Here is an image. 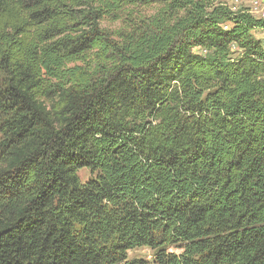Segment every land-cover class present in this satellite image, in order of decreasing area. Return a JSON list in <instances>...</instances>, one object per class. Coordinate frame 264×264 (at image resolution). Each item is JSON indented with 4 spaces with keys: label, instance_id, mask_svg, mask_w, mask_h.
Masks as SVG:
<instances>
[{
    "label": "trees",
    "instance_id": "trees-1",
    "mask_svg": "<svg viewBox=\"0 0 264 264\" xmlns=\"http://www.w3.org/2000/svg\"><path fill=\"white\" fill-rule=\"evenodd\" d=\"M263 27L216 0H0V264H264Z\"/></svg>",
    "mask_w": 264,
    "mask_h": 264
},
{
    "label": "rangeland",
    "instance_id": "rangeland-1",
    "mask_svg": "<svg viewBox=\"0 0 264 264\" xmlns=\"http://www.w3.org/2000/svg\"><path fill=\"white\" fill-rule=\"evenodd\" d=\"M216 3L223 4L228 6L231 9H236L232 3V0H216ZM145 14L152 15L156 12L154 7L149 9L142 10ZM106 26L112 27L114 29L119 28L120 24L109 25ZM262 35L256 33V38L260 39ZM80 179L82 182H87L91 177H93L92 173L89 170H82L79 173ZM170 253H180L179 250L172 248L169 250ZM129 260H142L145 264H155L154 262V252L147 248H140L134 250L129 253Z\"/></svg>",
    "mask_w": 264,
    "mask_h": 264
},
{
    "label": "built area",
    "instance_id": "built-area-1",
    "mask_svg": "<svg viewBox=\"0 0 264 264\" xmlns=\"http://www.w3.org/2000/svg\"><path fill=\"white\" fill-rule=\"evenodd\" d=\"M236 9L229 8L232 12L242 11L257 20L264 21V0H232ZM262 35L259 40L264 44V27L257 31Z\"/></svg>",
    "mask_w": 264,
    "mask_h": 264
}]
</instances>
